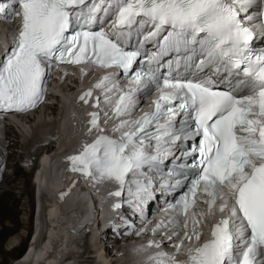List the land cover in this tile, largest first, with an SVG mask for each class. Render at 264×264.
Returning <instances> with one entry per match:
<instances>
[{
  "label": "snow or ice",
  "instance_id": "1",
  "mask_svg": "<svg viewBox=\"0 0 264 264\" xmlns=\"http://www.w3.org/2000/svg\"><path fill=\"white\" fill-rule=\"evenodd\" d=\"M7 8V18L18 16L21 25L0 60V112L36 108L60 64L115 69L94 85L104 89L109 103L122 72L133 87L115 98L116 117L135 107L136 92L156 91L151 112L122 120L115 128L119 139L101 134L85 143L68 157L70 170L97 183H116L118 190L109 193L115 197L135 184L137 191L129 187L128 195L139 198L144 185L135 177L144 175L142 169L169 157L180 160L177 184L187 191L171 207L187 216L202 187L207 212L199 218L193 213L192 230L177 245L179 252L185 241H196L186 259L159 251L149 257L153 264H264V51L253 47L255 29L264 35V0H12ZM5 12L0 3V14ZM146 26L150 30L140 45L156 40V51L130 49L131 32L142 34ZM91 97L89 89L80 100L87 104ZM93 107H99V97ZM89 115L88 132L103 133L100 114ZM146 140L154 141L151 154ZM217 201L218 211L227 215L200 243L203 233L197 229L214 215ZM165 226L161 222L157 229ZM147 247L161 244L149 241Z\"/></svg>",
  "mask_w": 264,
  "mask_h": 264
},
{
  "label": "bare ground",
  "instance_id": "2",
  "mask_svg": "<svg viewBox=\"0 0 264 264\" xmlns=\"http://www.w3.org/2000/svg\"><path fill=\"white\" fill-rule=\"evenodd\" d=\"M7 7V6H6ZM7 11V8H6ZM4 45L0 47L3 48ZM78 73H81V69L77 71ZM65 85L69 86L68 84L65 83ZM71 89L69 91V95L64 96L63 102V110L66 111V114L68 116L74 115V117L78 118L80 117L84 111L83 109H89L91 107L92 102L88 101L87 104H85L83 101L78 102V105H75L74 103L76 102V98L79 96L77 94L73 93L74 87L70 86ZM56 99L57 96L54 95L52 96V100ZM58 101V100H57ZM67 104L71 105L73 110L69 111L67 113ZM77 104V103H76ZM83 106V107H82ZM47 108H51V102H49L46 105ZM55 109V107H53ZM57 109L51 112L53 116L57 117L59 116L58 120L56 123H54V130H56L57 136L59 138V145L61 148L67 147V150L59 155L54 153V155L51 157H47L44 161L39 162V157L38 161L36 162V166L34 167V170L31 171L28 177V182L26 181L24 188H20L24 193L27 194L30 198L28 201L27 207L30 208V213L32 212L33 204H34V199H33V194H34V185L31 182V177L33 175L34 171H38L40 175V185L38 187V192L40 194L39 199V207H40V218L37 220L39 222V225L41 227V231L45 233L46 236H43V240L39 242V247H34L35 245L33 243H30L28 246V254H25L24 257L22 255V260L18 262V264H83V261H81L83 258L78 259L79 257L74 256V253L77 252H72V249L77 250V248H80V238L81 233L77 232V228L81 222H83L86 218H88L87 215H85L83 218L78 216L77 211H71L70 213H67L68 209L72 207H81L85 208V204L87 202V197L88 195L86 194L85 191H83L81 188L76 187L75 190H70V193L68 194H62L61 192H58L62 186L66 185L65 181L61 180V177L64 176V171L60 169L61 165L66 162V160H69L68 157L74 155V149H76L79 146V142L85 139V136L91 137L94 132L92 131L91 133L88 132V130L84 129L83 131L81 130L82 122L76 121V122H68V121H63L62 123L59 122L61 121L63 111L60 114H57ZM27 121H31V118H29ZM60 123V127H59ZM32 124V123H31ZM61 127L62 130H66V132H61ZM11 129V128H10ZM114 129V128H113ZM13 132V130H12ZM50 132L49 134H51ZM8 136L6 137L8 139V144H9V149L6 150L7 153V163L2 160L0 161V167H3V170L9 166V162L13 160L15 157L12 152H15L14 149L11 147H14L17 143V141L14 144V146H10L12 143H10L12 140L9 139V136H12L11 132L7 131ZM52 135V134H51ZM46 136L43 135L42 138ZM42 138L40 140H42ZM45 139V138H44ZM56 144L53 145H46V148L49 149V151H53L54 147ZM7 148V147H6ZM15 148V147H14ZM4 152V151H3ZM13 175H14V180H11L6 174L2 175L0 179V264H6L9 259L13 256H17L19 253V249L17 247L19 246H12L11 250L5 251L3 247V243L9 237L13 236V233L18 230L20 227V218L19 216L21 215L22 212V198L23 196L19 197L15 195L13 192V189H15V180L20 179L21 176L24 177L23 171L19 168L18 165L15 164L13 167ZM11 177V176H10ZM73 179V182H70L68 184V188L71 186H75L77 183V175H71ZM20 184V183H19ZM4 187H9L8 190L3 189ZM6 185V186H5ZM31 186V187H30ZM32 188V190H31ZM22 194V195H23ZM49 196V197H48ZM49 202V205L46 204ZM47 206V207H46ZM25 207V205L23 206ZM45 208V210H44ZM45 213H44V212ZM45 216H43V215ZM76 216V218H75ZM48 220L50 225L48 226L49 230L47 229L46 231V226L44 225L45 222L44 220ZM12 225V227L10 226ZM57 225V228L53 227ZM44 226V230H42V227ZM68 227H73V230L70 231L68 230ZM31 228V223L29 226V229ZM76 230V231H75ZM125 232H130L129 228L125 229ZM45 231V232H44ZM114 232L112 235L113 241H109V243H105V255L104 256H109L114 258V256L118 257L121 254V251L115 252L114 255H112V250L113 248L119 243L120 240L124 237L119 230L118 231H110ZM42 234V233H39ZM111 234V233H110ZM42 236V235H41ZM61 238H65L64 242L60 241ZM7 239V240H9ZM96 237L93 236L91 237L90 240H93V243L95 242ZM129 237L125 239V241H128ZM24 241V240H23ZM8 242V241H7ZM12 240L9 242L11 245ZM67 243V244H66ZM8 244V243H7ZM16 244V243H15ZM22 247V251L27 247L26 242L24 243ZM33 244V245H32ZM55 245V248L58 247L57 249V256L59 255L58 258H52L47 261H45V256H47L49 253L47 252L48 248L52 247ZM17 248V249H14ZM112 249V250H111ZM111 250V251H110ZM154 251V248H151L150 251ZM10 251V252H9ZM90 251V247L86 248V252ZM18 252V253H17ZM92 252V251H91ZM90 252V253H91ZM94 252V251H93ZM30 253V255H29ZM20 257L18 256L16 259H12L9 261L7 264H17L16 260H18ZM131 260L128 261L127 264H137L138 263V257L137 256H132L130 258ZM102 260L107 261L106 257H103ZM28 261V262H27ZM91 264V260L89 261ZM126 261L122 264H125Z\"/></svg>",
  "mask_w": 264,
  "mask_h": 264
},
{
  "label": "rangeland",
  "instance_id": "3",
  "mask_svg": "<svg viewBox=\"0 0 264 264\" xmlns=\"http://www.w3.org/2000/svg\"><path fill=\"white\" fill-rule=\"evenodd\" d=\"M66 84H68L69 86L65 85V83H64L59 87L58 94H59L60 98L57 97L58 101L56 99L52 100L53 102H51V108H47L46 106H44L39 113L32 116V119L35 120L34 122H32V124L30 122H27V121H21V122L17 121L16 123H12V124L3 123V122L0 123V161L3 160L4 163L5 162L7 163V161H5L8 158L6 150L9 149L8 139L6 138L8 136L7 131L13 133V134H11L12 136H9V139L12 140L10 142V143H12L10 146H12V145L14 146V144L16 143L14 141H17L16 145L14 146L15 148L11 147L15 151V152H12L15 156V157H13L14 159L11 160V162L8 161L9 166L7 168H5L4 170H3V167H0V179L2 178L1 176L3 174L4 175L6 174V176H8L11 180H14V175L12 173H13V170H14L13 167L15 166V164L19 166V168L23 171V173H25L24 177L21 176L20 179L15 180L16 186H15V189H13V192L15 193V195L18 194L17 196H19V197L23 196L22 201H21L22 212H21V215L19 216L20 227L18 228L17 231H15L13 233V236H11L10 239H9V237H7V239H9V240L6 239L5 242L2 244L5 251L11 250L13 245L15 247L21 245L20 247H17L19 249V253H20L23 245H25L24 243L26 242V234H28V232L30 230L29 226L31 223V213H30L31 209L27 207L28 201L30 200L29 196L26 193L23 194L24 192L22 190H20V188H22V187L24 188V186L26 184L25 182L29 181L28 180V177H29L28 173H31V171L34 170V167L36 166L38 154L41 153L42 149L45 148L47 145V143L39 142L38 139L43 137L42 134H44V132H48V131L52 132V130L54 129L53 124L56 123L58 118H59V116H58L56 119V117L53 116L51 114V112L54 111L55 109H57L56 110L57 114H60L63 110V104L59 101V99H61V101L63 102L62 98L64 96L69 95V92H71L69 90L71 89L70 86L72 85V83L70 81H68ZM53 107H55V109ZM36 121H39L40 123L37 124ZM12 130H13V132H12ZM48 144L53 145L52 141L49 142ZM3 189L8 190L9 187H4V185H3ZM31 190H32V188H31ZM46 202H48V201H46ZM46 204L49 205V202ZM24 205H25V207H23ZM44 210H45V208H44ZM43 216H45V215H43ZM44 225L46 226V231H47V229L49 230L48 226L46 224H44ZM10 226L12 227V225H10ZM53 227L57 228V225H55ZM42 230H44V226L42 227ZM41 233L43 234V231ZM113 233L114 232H109V234H110L109 239H112ZM11 240H12V242L10 245L9 242ZM107 241H108V239H107ZM94 244H96V240H95ZM17 248H14V249H17ZM18 254H17V256H18ZM104 254H105V251H104ZM121 254H122V251H121ZM121 254L118 256V258H116V256H114L113 260L119 261L120 262L119 264H122L126 261L125 264H127L130 259L127 258V256L125 254H123V255H121ZM17 256L16 257L13 256L10 259L8 257V260L11 261L12 259H16ZM103 257H105V256H103ZM107 261H108V259H107Z\"/></svg>",
  "mask_w": 264,
  "mask_h": 264
},
{
  "label": "water",
  "instance_id": "4",
  "mask_svg": "<svg viewBox=\"0 0 264 264\" xmlns=\"http://www.w3.org/2000/svg\"><path fill=\"white\" fill-rule=\"evenodd\" d=\"M63 132L65 133V132H66V130H63Z\"/></svg>",
  "mask_w": 264,
  "mask_h": 264
}]
</instances>
